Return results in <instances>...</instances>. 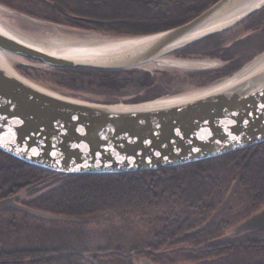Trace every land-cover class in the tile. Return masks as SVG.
I'll return each mask as SVG.
<instances>
[{"label": "trees", "instance_id": "obj_1", "mask_svg": "<svg viewBox=\"0 0 264 264\" xmlns=\"http://www.w3.org/2000/svg\"><path fill=\"white\" fill-rule=\"evenodd\" d=\"M26 1L44 6L40 14L33 11L57 23L141 35L182 24L217 0ZM92 11L101 15L90 17ZM263 11L249 17L262 16ZM263 26L260 19L253 28ZM257 37L264 39L262 35ZM192 46L173 55L198 54L189 51ZM253 56L249 55L250 59ZM238 66L239 62H234L233 69ZM55 69L87 72L89 80L113 96L122 95L128 84H133L134 91L156 87L158 91L149 98L163 95L159 71L148 72L142 67ZM230 71L218 68V75ZM191 73L205 74L201 70ZM11 195H17L21 204L56 217L37 216L13 206L0 207L12 211L0 215V264H146L147 259L171 264H182L180 260H188V264H264V226L201 246L210 234L223 238L231 226L264 204V142L181 166L114 174L52 173L0 150V198ZM148 208L152 209V219L144 226L141 218ZM14 211L22 214L19 224ZM133 213L141 218L128 215ZM60 222L63 225L58 226ZM93 223L94 229L87 228ZM197 227L202 229L183 236L196 247L167 245L178 244L183 239L176 236ZM43 229L59 232L60 241L42 240L39 231ZM28 232L38 235L33 237Z\"/></svg>", "mask_w": 264, "mask_h": 264}, {"label": "water", "instance_id": "obj_2", "mask_svg": "<svg viewBox=\"0 0 264 264\" xmlns=\"http://www.w3.org/2000/svg\"><path fill=\"white\" fill-rule=\"evenodd\" d=\"M263 7L264 0H217L182 24L121 38L132 43L109 51L79 40H60L65 45L61 48L43 46L0 22V51L54 68L142 67L152 72L148 65L153 62L178 68H211L217 60L173 53L232 27ZM262 56L195 91L131 103L94 102L64 95L0 60V150L52 173L114 174L181 166L262 143L264 61L257 64ZM17 199V195L0 198V207L56 217ZM263 226L264 206L235 223L227 235L241 236Z\"/></svg>", "mask_w": 264, "mask_h": 264}, {"label": "rangeland", "instance_id": "obj_3", "mask_svg": "<svg viewBox=\"0 0 264 264\" xmlns=\"http://www.w3.org/2000/svg\"><path fill=\"white\" fill-rule=\"evenodd\" d=\"M33 4L34 5H30V3L26 0L24 1L22 0L20 1L0 0V22L4 26L9 28L10 30L22 36L23 38L28 39L33 42H38V43L44 42L49 39L106 41V40H117V39H121L124 37H129V36H135V35H119L114 32L105 31V30H101L97 28H90V27L77 28V27H72V26H68L65 24L57 23L55 21H51L50 19H46L45 16L39 15L40 13L44 12L45 10L44 6L36 2ZM29 7L30 9H28ZM33 9L37 10L39 14L35 13ZM28 10H30L31 13ZM14 11L20 12L29 17L28 18L20 17L19 15L15 14ZM100 15H101L100 12H97V11H92L89 14L90 17H98ZM247 17H245L243 20L236 23L230 28L236 27L237 28V29L235 28L236 30H240V28L243 26V23H244L243 21H245ZM258 29L262 30L264 29V26L263 28L259 27ZM261 44L262 43H260L258 46H260ZM255 49H256V51L254 52L255 55L251 59H249L247 62L251 61L252 59L254 60L260 54L264 53V46L263 47L256 46ZM204 56L205 55H202V53H198L195 55H190V56H185V57H189L191 59H198V60L207 59L208 61H212L213 59H215L212 57L207 58ZM148 66L153 71L161 72L162 70H166L165 73H163L162 75L158 72V74L160 75V78L158 79V83L160 84L159 86L161 87L164 84V86H162V88H164V90H162L163 95L161 96L171 95L172 92L175 94H178V93H184V92H189V91H195L197 89L202 88V87L194 85L195 83L191 84L194 80L193 78L194 76L190 75V73L193 71L201 70L200 68L170 67L164 64H160L158 62H153L149 64ZM13 67L17 71H19L21 74H23L24 76H26L27 78L36 82L39 85H42L46 88H49L61 94L84 99V100H89V101H94V102H103V103H108L110 101L131 103V102H134L132 100L135 98H142V97L144 98L147 96V98L142 101H148V100L157 98V97L149 98V96L155 94L158 91L156 87H151L143 91H134L135 87L133 86V84H128L125 88H123L122 92L124 93L122 95L113 96L110 93L104 91L103 87H99L96 81L89 80V76L87 75L88 74L87 72L55 69L54 67H49V66L43 65L42 63L38 61L24 58L21 56H17V60L13 61ZM161 96H158V97H161ZM30 196L31 195L29 194L26 197L29 198ZM263 206L264 204L259 209H261ZM145 211H148V212L146 215H143L142 218L135 213L128 214V215L131 218H135L138 216L139 218H141V222H143L144 226H146L148 221L152 219V209L148 208ZM7 213H12V211L0 210V215H4ZM13 214L17 218L16 222L19 224L21 222L20 218L22 217V214L17 211H14ZM141 222H139V224ZM62 223L61 222L58 223L59 224L58 226H61L60 224ZM93 225H96V223L90 224L87 228L94 229L95 226ZM204 226L205 225H203L202 228H204ZM45 228L46 227H44V229ZM198 228L199 227L187 230L186 232L176 236L177 238L179 237L183 239V241H178V244L173 243L172 245V243H169L167 245L170 247L172 246L190 247L189 249L193 248L194 246L196 247V245L192 244L194 242L191 239L183 238V236L185 233L192 234L194 230ZM202 228H199V229H202ZM44 229L39 231V234L42 235L41 237H43L42 240H51L55 242L60 241L59 232L52 231L51 229L50 230L49 229L44 230ZM28 234L33 237L38 235L35 232H28ZM207 237H208L207 240H205L204 243L201 244V246H204L207 244L210 245V244H213L214 242L221 241L222 239H226V238H236L238 236L230 237L228 235H225L222 238L221 236L216 235L215 237V235L210 234ZM209 259H212V257H210ZM147 260H144L146 264H171L173 263L167 260L166 261H163V260L156 261V259L154 260L147 259ZM180 262H182V264H188L189 261L180 260Z\"/></svg>", "mask_w": 264, "mask_h": 264}, {"label": "flooded vegetation", "instance_id": "obj_4", "mask_svg": "<svg viewBox=\"0 0 264 264\" xmlns=\"http://www.w3.org/2000/svg\"><path fill=\"white\" fill-rule=\"evenodd\" d=\"M262 9H264V7ZM262 9H259L253 14L259 12ZM263 13H261L262 16H258V17L256 16L252 18L247 17V19L243 21L244 23L243 26L240 28V30H236L237 29L236 27L229 28L224 31L213 34L209 37H206L198 42L188 45V46L193 45L192 46L193 48L190 49L189 51H196L199 53H205L210 55L217 54L218 57H220L218 58L211 56L212 58H215L219 61L215 67L201 69V72H205L204 75H200L199 73L197 74L191 73L190 75L194 76L193 77L194 80L191 84L195 83L194 85H203L211 81L220 79L228 74H231L232 72L238 69V68L233 69L234 62L238 61L239 62L238 67L240 68L245 62H247L250 59L249 55L254 54V52L256 51L255 49L256 46L260 47L258 45L262 43L261 47H263L264 39L260 40L258 39L257 36L262 35V37H264V34L261 33L264 32V29L259 31L257 30V28L256 29L253 28L259 22L260 19L264 21ZM218 68L222 70L229 68L231 71L225 75L219 76Z\"/></svg>", "mask_w": 264, "mask_h": 264}, {"label": "bare ground", "instance_id": "obj_5", "mask_svg": "<svg viewBox=\"0 0 264 264\" xmlns=\"http://www.w3.org/2000/svg\"><path fill=\"white\" fill-rule=\"evenodd\" d=\"M75 41L80 43L79 41H84V40H79V41L75 40ZM90 42H92V43H90L91 44L90 46H93V47L95 46V47H98L102 50L107 49L106 51L123 48V47H126L132 43V41L130 39L110 40V41H90ZM62 43H64V42H62L58 39H49V40H46L44 42H41L40 45H43V46L48 45V46H53L56 48H61V47L65 46ZM262 55L263 56L259 59V62L257 64H260L264 61V54H262ZM0 60L2 62H4L9 68H12L13 67V61L17 60V56L16 55L8 56L6 53L0 51ZM256 65L251 66V67L254 68V67H256ZM252 68H250L249 70H251Z\"/></svg>", "mask_w": 264, "mask_h": 264}]
</instances>
